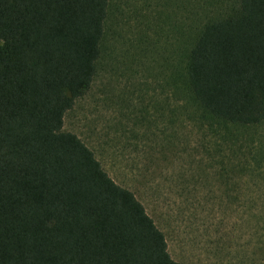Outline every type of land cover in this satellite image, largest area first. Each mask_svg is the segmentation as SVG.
Here are the masks:
<instances>
[{"label":"trees","instance_id":"trees-1","mask_svg":"<svg viewBox=\"0 0 264 264\" xmlns=\"http://www.w3.org/2000/svg\"><path fill=\"white\" fill-rule=\"evenodd\" d=\"M107 10L108 0H0V264H182L135 194L62 130L96 75ZM183 73L205 118L263 125L264 0L203 24Z\"/></svg>","mask_w":264,"mask_h":264},{"label":"rangeland","instance_id":"rangeland-1","mask_svg":"<svg viewBox=\"0 0 264 264\" xmlns=\"http://www.w3.org/2000/svg\"><path fill=\"white\" fill-rule=\"evenodd\" d=\"M237 3L108 0L96 75L63 118L182 264H264V124L223 127L183 84L194 34Z\"/></svg>","mask_w":264,"mask_h":264}]
</instances>
